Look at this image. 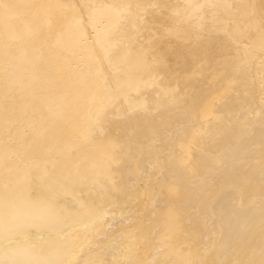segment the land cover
Masks as SVG:
<instances>
[{"label":"bare ground","instance_id":"bare-ground-1","mask_svg":"<svg viewBox=\"0 0 264 264\" xmlns=\"http://www.w3.org/2000/svg\"><path fill=\"white\" fill-rule=\"evenodd\" d=\"M0 264H264V0H0Z\"/></svg>","mask_w":264,"mask_h":264}]
</instances>
